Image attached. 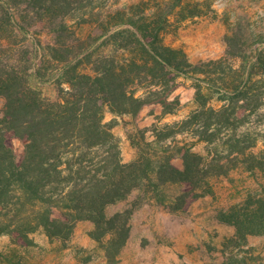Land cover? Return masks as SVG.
<instances>
[{
  "label": "trees",
  "instance_id": "trees-1",
  "mask_svg": "<svg viewBox=\"0 0 264 264\" xmlns=\"http://www.w3.org/2000/svg\"><path fill=\"white\" fill-rule=\"evenodd\" d=\"M92 1L0 0V49L15 53L10 40L17 34L32 35L35 49L30 65L21 64L22 56L16 63L0 57V95L6 99L0 113V216H5L0 234L28 238L42 229L51 237L67 238L77 222L91 220L93 236H109L106 247L111 256L129 238L135 210L150 201L171 211L184 210L190 201L210 192L211 176L227 169L220 161H207L193 145L162 155L145 145L138 158L124 161L106 112L137 115L146 104L160 103L165 113H171L179 104V98L170 99L178 78L191 77L196 80L199 108L169 133L157 134L156 141L180 132L175 131L177 126L194 124L199 126L198 140L214 142L224 128L238 127L239 109L260 107L264 48L248 53L236 45L235 51L229 35L225 57L193 63L183 48L165 42L161 21L152 19L154 12L140 20L121 21L125 26L112 33L108 27L111 53L88 52L84 37L66 16ZM42 24L53 38L47 48L38 34ZM229 59L232 75L210 69ZM234 59L240 64H234ZM39 60L51 63L52 80L59 90L55 99L45 96L33 82L45 75L42 64L36 67ZM204 88L218 94L220 106L208 105ZM10 133L25 141L21 161L9 143ZM233 153L234 158L246 154L249 169L264 170V148L247 154L241 147ZM178 156L184 160L182 167L174 163ZM170 187L179 191L171 195ZM132 196L127 208L108 213V206ZM262 211L263 207L254 223L264 222ZM236 224L231 241L264 233V227ZM227 257L231 264L247 262L233 252Z\"/></svg>",
  "mask_w": 264,
  "mask_h": 264
},
{
  "label": "rangeland",
  "instance_id": "rangeland-1",
  "mask_svg": "<svg viewBox=\"0 0 264 264\" xmlns=\"http://www.w3.org/2000/svg\"><path fill=\"white\" fill-rule=\"evenodd\" d=\"M154 12L152 19L161 21L165 42L183 48L193 63L225 57L229 35L233 37L230 47L235 51L237 46L248 53L264 48V0H93L88 6L73 10L66 19L84 37L88 52L102 50L108 54L112 48L107 38L108 27L112 33L125 26L120 25L121 21L140 20ZM42 25L38 34L47 48L53 38ZM68 38L72 40L74 35ZM10 42L18 53L12 52L13 55L0 49V57L12 63L23 58L21 64L30 65L35 54L33 36L17 34ZM230 61L212 64L210 69L231 74ZM233 62L240 64L239 59ZM45 63H36V67L42 64L45 75L33 82L45 96L55 99L59 90L52 80L51 63ZM195 84L194 78H178L170 99L179 98V104L171 113H165L160 103H148L137 115L107 111L106 121L114 123L113 132L124 161L138 158L140 147L145 145L159 155L178 153L182 145H193L207 161L223 163L227 172L210 177V192L190 201L180 211H171L155 201L145 203L131 217L125 245L111 256L106 247L109 236H93L95 225L91 220L77 222L67 238L51 237L42 229L30 233L28 238L2 233L0 264H231L229 252L245 256L244 264H264V233L249 234L246 240H230L236 233L237 222L242 227H264V222L254 223L264 208V170L249 169L246 154L240 153L238 158L231 154V150L241 147L247 154L264 148V98L255 110L239 109L238 127L224 128L214 142L198 140L199 126L194 124L177 126L175 131L180 132L157 142L159 134L169 133L172 126L199 108ZM205 93L208 105H221L218 94L208 89ZM5 103V97L0 95V113ZM8 138L21 161L25 141L13 133ZM174 163L182 167L184 160L178 156ZM167 191L172 195L179 188L170 187ZM133 199L134 196L111 204L108 213L127 208ZM4 220L2 214L0 223Z\"/></svg>",
  "mask_w": 264,
  "mask_h": 264
}]
</instances>
